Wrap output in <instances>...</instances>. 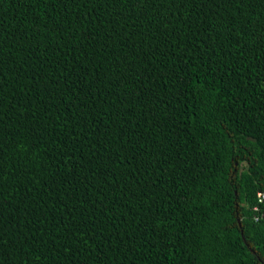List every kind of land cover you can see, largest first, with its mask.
<instances>
[{
	"label": "trees",
	"instance_id": "16d2710c",
	"mask_svg": "<svg viewBox=\"0 0 264 264\" xmlns=\"http://www.w3.org/2000/svg\"><path fill=\"white\" fill-rule=\"evenodd\" d=\"M264 0H0V264H264Z\"/></svg>",
	"mask_w": 264,
	"mask_h": 264
},
{
	"label": "built area",
	"instance_id": "2783aa9c",
	"mask_svg": "<svg viewBox=\"0 0 264 264\" xmlns=\"http://www.w3.org/2000/svg\"><path fill=\"white\" fill-rule=\"evenodd\" d=\"M252 210L254 219L264 222V190L256 192V202L253 203Z\"/></svg>",
	"mask_w": 264,
	"mask_h": 264
}]
</instances>
